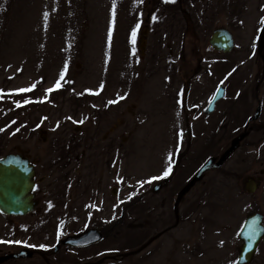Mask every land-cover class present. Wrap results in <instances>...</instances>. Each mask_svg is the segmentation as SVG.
Instances as JSON below:
<instances>
[{
    "label": "rangeland",
    "instance_id": "374dc122",
    "mask_svg": "<svg viewBox=\"0 0 264 264\" xmlns=\"http://www.w3.org/2000/svg\"><path fill=\"white\" fill-rule=\"evenodd\" d=\"M155 13L165 25L155 21L154 36L145 27ZM262 20L264 0H0V158L30 160L40 200L24 217L0 213V242L30 233L53 247L105 227V239L83 254L94 262L237 264L245 219L264 216ZM218 28L234 35L231 53L210 46ZM61 72V87L48 92ZM220 84L226 95L205 115ZM23 88H32L27 99L7 98ZM246 131L224 165L183 197L178 209L188 218L176 225L179 191ZM260 177L248 193L246 180ZM152 248L157 257L141 260ZM64 250L58 264H71ZM250 264H264V239Z\"/></svg>",
    "mask_w": 264,
    "mask_h": 264
},
{
    "label": "water",
    "instance_id": "95a60500",
    "mask_svg": "<svg viewBox=\"0 0 264 264\" xmlns=\"http://www.w3.org/2000/svg\"><path fill=\"white\" fill-rule=\"evenodd\" d=\"M259 52L264 50V23L260 31L259 37ZM210 46L221 53H231L235 48V39L230 30L226 28H218L214 30L209 41ZM226 95V87L220 84L210 105L206 108L205 114L210 115L215 111L216 104ZM213 97V98H214ZM261 108H258L253 118L249 121H256L260 117ZM248 131L242 133L235 138L229 148L218 158L208 160L194 178L188 183L179 193L178 201L185 196L189 190L198 183L203 175L212 170L221 168L240 146V144L248 137ZM264 174V171L261 172ZM35 167L30 160L20 154H8L0 158V212L7 216H25L34 211V189L35 182ZM262 178L257 180L248 178L245 182V189L248 193L254 194L259 186ZM264 216L255 212L249 215L238 235L243 242L239 249L237 264H250L257 252V249L264 239ZM102 240V235L96 230H91L83 235L67 238L63 243L72 246H88L98 243ZM19 256V255H18ZM9 257H17L9 256ZM8 257L4 258L7 259ZM2 261V260H0Z\"/></svg>",
    "mask_w": 264,
    "mask_h": 264
},
{
    "label": "flooded vegetation",
    "instance_id": "af4514ba",
    "mask_svg": "<svg viewBox=\"0 0 264 264\" xmlns=\"http://www.w3.org/2000/svg\"><path fill=\"white\" fill-rule=\"evenodd\" d=\"M158 13H160V12H158ZM159 17L160 18H158L157 14L155 13L154 22L151 21L150 25H147L145 27V30L146 31L148 30L149 34L152 32H153L154 36H155V34L156 35L158 34L157 32L159 31V29L158 28L156 29L155 26H153L155 24V21L158 20L160 24L165 25V19L163 17V13H161L159 15ZM170 26L173 27L172 24H168L166 27H170ZM145 30H144V33H145ZM79 144H80L79 142L75 143V148H77V146ZM164 181L167 182V178H165ZM161 187H162V184L160 182L155 187L154 191L157 192L158 190H160ZM36 188H37V182H36L34 192H35ZM180 192L181 191H179V193ZM34 195H35L34 201L36 203L35 209H34V211H35L38 204L40 203V200L36 199L35 193H34ZM58 197L59 196H57L56 201H60V199H64V197H59V198ZM178 197H179V194L177 196V200H176L175 206H174L175 207V214H176V225H180L181 223H183V220L186 221L188 218V216H186V215L184 216V215L180 214L179 209H178L179 204H180V202L184 196L180 199V201H178ZM165 202H166V199L164 200V203ZM34 211L29 213L28 215L34 213ZM25 216H27V215H25ZM11 217H24V216H11ZM121 222H122V220H119L118 222H116V225L121 224ZM175 227H177V226H175ZM170 228H172V227H168L166 230H164L160 233H157L148 242L143 244L138 250H136V255L137 254L139 255L140 253L145 251L147 248L152 247L153 243L156 242L159 238H161L164 234H166V232H168ZM91 230L98 231L102 235V240L105 239V237H106L105 232H106L107 228L106 229H105V227L103 229L102 228H92V229H89L87 232H89ZM87 232H85V233H87ZM85 233H83V234H85ZM83 234H81V235H83ZM29 235H30V237H28L24 241H22L21 239H18L17 233H10L8 238H1L2 241L0 242V247H7V248H21V247H23V248L19 252H14V253H5L4 250L0 248V260H2V261H0V264H20L21 260L26 261V260H37V259L39 260L38 261L39 263L42 261L43 264H58V263H60V258H59V260H57V259H58V256H60V253L62 252L63 249H65L64 253H62V254H64V256H71V260H70L71 264H103L107 260H112V261L118 260V259H110V256H106V257H104L102 259H98L96 262H94V256L93 255H90L87 257H85L83 255L85 252L88 253L89 250H91V249L93 250L94 248L98 247L102 240L98 243H94V244H90L88 246L80 247V246H72L70 244H64L63 242L69 237H67L64 240H62V238L60 237V239H58L57 242L54 243V246L52 247L53 243H49V242L46 243V239L44 240L45 242H41V241L39 242L37 237H33V235L30 233H29ZM56 236H55V240H56ZM78 236H80V235H78ZM70 237H74V236H70ZM17 241L19 243H16ZM157 254H158V250L155 248H152L149 252L146 253V255H145L146 258H141V260L145 259L147 261V260H149L148 258H151V259L156 258ZM16 255H17V257H9V256H16ZM6 257H8V258L4 259ZM112 257H114V256H111V258ZM137 261H139V260H137ZM139 262H141V261H139ZM143 263H146V262H143Z\"/></svg>",
    "mask_w": 264,
    "mask_h": 264
},
{
    "label": "snow or ice",
    "instance_id": "6c2138e0",
    "mask_svg": "<svg viewBox=\"0 0 264 264\" xmlns=\"http://www.w3.org/2000/svg\"><path fill=\"white\" fill-rule=\"evenodd\" d=\"M47 16H48V14L45 13V14H44L45 22H47ZM114 16H115V3H114V5H113V17H114ZM262 23H264V20H262ZM138 27H139V25H137V28H138ZM108 35H109V41H111V36H112V30H111V28L109 29V34H108ZM135 40H136V31L133 30V32H132V37H131V43H132L133 45H135ZM134 51H135V49H133V53H134ZM66 69H67V65H65V71H66ZM63 79H64V72H61V74H60V80H58V81L56 82L55 87L52 88V89H48L47 91H48V92H51V91H54V90H56V89H59V88L61 87V83H60V81L63 80ZM34 87H35V85L32 86V88H34ZM32 88H23V89H20L19 91H20V92H28V91H31ZM121 99H122V97H121ZM213 99H215V97H214ZM26 102H27V101H26ZM115 102H116V101H112V102H110V103H115ZM17 106H19V105H17ZM169 159H171V154L169 155ZM171 171H172V169H171V166L169 165V167L164 171V173H163V177L168 176V175L171 173ZM163 177H153L152 180L162 179ZM146 182L150 183L151 181H146ZM141 186H142V185H141ZM16 243H19V242L17 241Z\"/></svg>",
    "mask_w": 264,
    "mask_h": 264
},
{
    "label": "trees",
    "instance_id": "16d2710c",
    "mask_svg": "<svg viewBox=\"0 0 264 264\" xmlns=\"http://www.w3.org/2000/svg\"><path fill=\"white\" fill-rule=\"evenodd\" d=\"M30 96H31V94L28 91V92H18L16 94H10V95L7 96V98H9V99L10 98H19V99L23 98V99H25L26 97H30Z\"/></svg>",
    "mask_w": 264,
    "mask_h": 264
}]
</instances>
